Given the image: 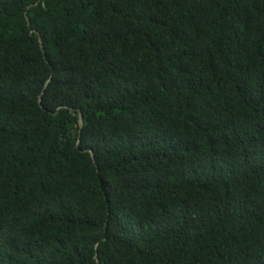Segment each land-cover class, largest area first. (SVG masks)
Instances as JSON below:
<instances>
[{
	"label": "trees",
	"instance_id": "trees-1",
	"mask_svg": "<svg viewBox=\"0 0 264 264\" xmlns=\"http://www.w3.org/2000/svg\"><path fill=\"white\" fill-rule=\"evenodd\" d=\"M97 257L264 264V0H0V264Z\"/></svg>",
	"mask_w": 264,
	"mask_h": 264
},
{
	"label": "water",
	"instance_id": "water-1",
	"mask_svg": "<svg viewBox=\"0 0 264 264\" xmlns=\"http://www.w3.org/2000/svg\"><path fill=\"white\" fill-rule=\"evenodd\" d=\"M28 20H29V19H28ZM33 32H35V30H32V33H33ZM39 43H40L42 49L44 50L43 41H42V38H41L40 36H39ZM40 102H41V99H40ZM83 119H84V118H83V115H82L81 113H79V126H80V127L83 126ZM88 151L91 153V156H92L93 160L95 161V155H94L92 149H88ZM97 261H98V264H100L98 257H97Z\"/></svg>",
	"mask_w": 264,
	"mask_h": 264
}]
</instances>
